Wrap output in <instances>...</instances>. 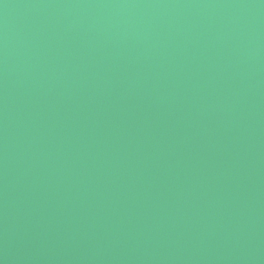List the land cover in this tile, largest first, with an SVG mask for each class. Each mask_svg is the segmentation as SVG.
Here are the masks:
<instances>
[{"label": "water", "instance_id": "water-1", "mask_svg": "<svg viewBox=\"0 0 264 264\" xmlns=\"http://www.w3.org/2000/svg\"><path fill=\"white\" fill-rule=\"evenodd\" d=\"M0 264H264V0H0Z\"/></svg>", "mask_w": 264, "mask_h": 264}]
</instances>
